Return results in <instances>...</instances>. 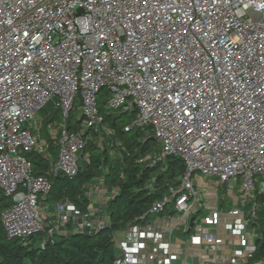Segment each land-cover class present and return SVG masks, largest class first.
<instances>
[{
    "label": "built area",
    "instance_id": "obj_1",
    "mask_svg": "<svg viewBox=\"0 0 264 264\" xmlns=\"http://www.w3.org/2000/svg\"><path fill=\"white\" fill-rule=\"evenodd\" d=\"M103 90L106 110L135 113L126 131L149 127L164 143L147 159L175 156L185 165L180 184L150 210L163 216L172 206L182 218L149 220L115 236V264H264L254 258L262 206L256 192H264V0H0L7 239L43 235L45 248L55 237L107 225L106 218L87 220L69 200L48 205L52 183L36 176L27 158L35 151L50 159L42 119L34 133L28 125L54 101L64 122L50 174L76 178L86 142L67 122L77 111L89 127H101ZM202 178L231 190L240 185L239 200L210 194ZM97 185L102 195L119 191Z\"/></svg>",
    "mask_w": 264,
    "mask_h": 264
},
{
    "label": "trees",
    "instance_id": "obj_2",
    "mask_svg": "<svg viewBox=\"0 0 264 264\" xmlns=\"http://www.w3.org/2000/svg\"><path fill=\"white\" fill-rule=\"evenodd\" d=\"M107 95V90H103L100 96ZM104 106L105 102L103 108H100L104 119L103 129L90 126L82 135L86 144L82 152L80 172L76 178L50 174V159L43 154L33 151L27 158L33 165L34 174L46 176L52 183L51 194L46 199L48 204L69 200L78 207L81 214L86 215L90 206L87 185L102 179L108 190L118 188V193L107 204L109 223L92 234L55 237L45 248L41 247L43 235L26 242L19 239L9 240L5 235L1 214L12 202L0 193V264H115L120 257L115 234L129 227L144 226L152 216H156L150 213L153 205L162 201L171 187L180 184V178L185 173V165L180 158L169 156L163 162L147 159L160 152L157 140L151 139V128L126 131L125 128L130 123L122 124L119 119L124 117L130 122L135 113L123 112L120 116H114L110 111L105 113ZM70 119L71 116L67 122L68 130L81 132L84 119L78 118L75 124ZM51 122V119H42L41 134ZM51 139L47 140L50 143L49 152L55 156L58 147H54ZM256 200L262 204L257 221L263 228L264 192H256ZM256 245L254 258L263 259L264 231L259 235Z\"/></svg>",
    "mask_w": 264,
    "mask_h": 264
},
{
    "label": "rangeland",
    "instance_id": "obj_3",
    "mask_svg": "<svg viewBox=\"0 0 264 264\" xmlns=\"http://www.w3.org/2000/svg\"><path fill=\"white\" fill-rule=\"evenodd\" d=\"M100 103L99 106L100 108H103V103L106 100V97H101L100 99ZM111 113H113L114 116H117L123 112H125L122 109L119 110H112L110 111ZM105 113H109L108 110L105 109ZM79 112H74L71 114V119L70 122L75 124L76 120H78V118H81L79 116ZM79 116V117H78ZM120 116V115H119ZM76 118V119H75ZM39 119H51V125L47 128L46 130H43V134H41V138L43 141H46L50 138H52V142L54 147H58L59 145V141L57 140V135L60 133L61 129H62V125L64 122L62 113L60 112L59 107L53 102H50L37 116L36 120L32 121L29 123L28 127L31 130L32 133L35 132V122H39ZM120 122H122V124H126V123H130L129 119H126L124 117H121ZM86 123V121L83 122L82 125V133L84 134L87 131V128L89 127V124ZM95 129H99L102 127L103 129V125L100 126H92ZM53 132L56 133V137L53 134ZM105 133H108L107 130L104 131ZM148 136H151V134H148ZM48 143V142H47ZM50 144V143H49ZM193 180L195 181V185L199 186L201 183V180L199 178V175L196 174L193 177ZM203 182L208 184L209 189L208 192H210V194L212 195H218L222 198L226 197L227 199H231V197L234 195V197H236V200H239V193H240V185H238L235 190H231L230 189V185H226L223 186V184H218L216 180L212 179V178H202ZM95 184H98L97 186L99 187L100 190L104 191L106 188L104 187V181L101 179L99 181L94 182ZM92 183V184H94ZM90 184V185H92ZM90 185H87L86 188H89ZM259 188L261 189V185L259 186ZM50 206L54 207L56 204L55 202H50L49 203ZM224 209H226V206H224ZM181 213L175 212L174 208L172 206H170L169 208H167V210L164 212L163 216H152V220L151 222L155 223L157 221H161V220H167V218L170 216L173 220H179L182 218ZM257 231L259 234L262 233V231H264V226L263 228L261 227V224H258L256 226ZM192 235L193 233H188L187 235H182L181 233H177V236H179L180 238H182L183 240H187L190 241L192 239Z\"/></svg>",
    "mask_w": 264,
    "mask_h": 264
},
{
    "label": "crops",
    "instance_id": "obj_4",
    "mask_svg": "<svg viewBox=\"0 0 264 264\" xmlns=\"http://www.w3.org/2000/svg\"><path fill=\"white\" fill-rule=\"evenodd\" d=\"M49 154H50L51 165H54L57 161V158H58V152L55 156L52 155V152L51 153L49 152ZM96 185L97 184L94 183V184L90 185L89 188L86 189L87 192L90 193L92 197H90V206L87 210L88 214H86L85 217L87 220H94V221L98 220L99 219L98 217L103 218V219L106 218L103 221L106 224H108L109 219L107 216V204L110 201V199L112 198V195H111V193L110 194L108 193V195H102L98 191V188H96ZM109 192H111V189L109 190ZM48 205H50V204H48ZM151 220H152V217H151L150 221ZM157 222H161V221H157ZM157 222H155V223H157ZM125 233H126V229L117 232L115 234V236L118 238H122L125 235ZM142 243L144 244V246L146 248H150L151 244L153 242H151L149 239H145L142 241Z\"/></svg>",
    "mask_w": 264,
    "mask_h": 264
},
{
    "label": "water",
    "instance_id": "obj_5",
    "mask_svg": "<svg viewBox=\"0 0 264 264\" xmlns=\"http://www.w3.org/2000/svg\"><path fill=\"white\" fill-rule=\"evenodd\" d=\"M151 139H152V140H156L155 137H152ZM158 144H159V146H160V149L163 150V148H164V143H163L162 141H159ZM195 219H196V216H193L192 219H191L190 229L192 228ZM189 231H190V230H189Z\"/></svg>",
    "mask_w": 264,
    "mask_h": 264
}]
</instances>
